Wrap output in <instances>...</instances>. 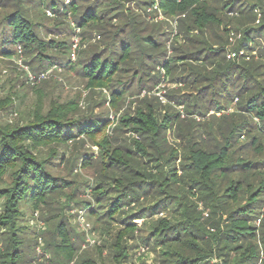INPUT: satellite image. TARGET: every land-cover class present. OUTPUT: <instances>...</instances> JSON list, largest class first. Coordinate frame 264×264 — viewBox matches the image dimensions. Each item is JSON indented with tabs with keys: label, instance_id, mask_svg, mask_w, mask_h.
Here are the masks:
<instances>
[{
	"label": "trees",
	"instance_id": "obj_1",
	"mask_svg": "<svg viewBox=\"0 0 264 264\" xmlns=\"http://www.w3.org/2000/svg\"><path fill=\"white\" fill-rule=\"evenodd\" d=\"M150 6L179 18L174 38L170 23L147 18ZM0 9L1 54L20 47L38 74L55 64L73 71L88 89L107 88L114 108L127 94L148 93L162 68L183 84L168 96L188 115L146 93L110 137L108 116L77 115L74 101L51 100L44 110L45 94L36 90L34 105L21 111L17 95L0 98V113L20 115L16 122L0 116V264H28L19 224L24 206L49 210L63 195L47 221L72 202L87 209L106 236L108 255L79 254L60 219V242L47 244L62 255L57 264H264V64L229 60L226 48L236 22L243 37L235 50L259 45L264 56L257 40L264 39V0H0ZM51 12L58 22L47 33L70 30L71 19L81 29L76 60L71 41L41 34L34 16ZM93 32L100 40L85 47ZM233 104V112H223ZM87 141L98 149L82 160L97 169L90 200L55 170L57 159L70 163L69 147ZM140 246L155 254L153 262L136 260Z\"/></svg>",
	"mask_w": 264,
	"mask_h": 264
},
{
	"label": "rangeland",
	"instance_id": "obj_2",
	"mask_svg": "<svg viewBox=\"0 0 264 264\" xmlns=\"http://www.w3.org/2000/svg\"><path fill=\"white\" fill-rule=\"evenodd\" d=\"M242 1L247 2V0ZM66 2H69V0H66ZM130 4H132V7L135 10H138L135 1ZM2 11L3 9H0V14ZM146 16L150 21L170 23L172 30L174 31L172 35L173 38L178 33V17H169L165 15L157 6H150L147 10ZM54 17L58 16L54 15L52 12L50 14L48 13V15H39V17L34 16L36 21H40L43 24L44 28L41 30L43 36H46L47 38L66 39L74 44L70 55L73 60H76L78 58V50L84 48V37L81 29L76 27L75 23H73L69 16L68 18L71 19V21L68 20L69 22L66 23L70 25V30L63 32L49 31L47 33L46 30H51V28L55 27V24L58 22ZM62 17L64 18V16ZM259 18H261V14L258 12V19L255 21L256 23L260 22ZM235 23L229 24L230 31L227 33L228 43L226 45L227 59L233 60L240 58L247 61L255 60L264 64V56L260 53L261 47L259 45H252L249 49L235 50L234 46L243 37V34L240 31L234 29V26L236 25ZM89 38L91 39L90 41L88 39L85 47L92 43L96 44L100 40L99 36L96 37L95 32L89 34ZM257 40L262 41V47H264V39L258 37ZM14 50L15 52L10 56L0 53V98L8 96L9 93L14 94L15 96L17 95L15 102L21 111L29 109L34 105L38 96L36 90H38L39 93L45 94L44 110L49 108V102L51 100H59V102L64 103L74 101L75 106L78 107L76 109V114H80V116L84 114L88 115L90 113L97 116L101 113L105 114L108 116L111 123L107 129V134L110 137H114L117 134L115 129L118 127L120 116L125 113L130 106L133 107L130 111L134 112V109L137 107V99L141 97L143 98L147 93V91H143L140 95L127 94L124 101L122 100L116 108H114L113 105L110 104V93L107 88L88 89L85 79L81 78L79 74L73 71L67 70L64 67L62 68L60 65L55 64L48 66L46 71L49 72V75L46 78H32V74L35 75L38 73L34 71L33 67L28 65L27 61L29 58L23 53L20 47L14 48ZM231 51L237 52L236 57L230 58L228 56ZM158 70H160L161 73V80L147 94L157 97L158 102L162 105L171 103L179 112H181L182 117L186 118L188 115L185 112L184 105L178 104L174 100H170V97L168 96L170 92L180 89L183 84H178L169 80L162 68H159ZM260 71L264 72V65L260 68ZM262 76L264 77V73ZM235 103L236 101H234V104ZM234 104L223 112L227 114L233 112L235 110ZM223 112H216V114L221 116ZM214 113L215 110H211L207 115V118ZM0 116L3 122H16L20 117L16 112H11L9 109L2 110ZM203 119V117H196L197 121ZM123 135L127 137L130 135V132L126 131ZM241 140L244 142L247 141L244 136ZM170 141L172 144H177L179 139L171 136ZM85 152L88 154L94 153L95 156H97L98 149L90 141H87L85 145H79L78 148L71 146L68 149V153L64 154L65 159H67V157L70 158V163L67 164L65 160L57 159L56 161L58 163H56L55 170L58 175L73 180L76 184L80 185L79 193L77 194L78 197L90 200L92 199V188L90 186L95 180L97 169L94 167L86 168L82 165ZM65 198L66 195H63L60 198L58 197V201L56 199V202L54 201L49 210L33 209L28 205L24 206L23 216L21 217L19 224L23 226L25 230L22 237L25 241L26 253L28 254V264H57L56 258L62 259L61 254H58L56 257L53 254V245L51 248H47V244L51 241L53 243L60 242V237L57 233H54L60 219H64L67 223L71 239L77 246L79 254L84 255L85 252H89L92 256L96 257L100 253L99 251L103 250L101 252L102 256L108 255V249L103 247L106 236L101 233L100 228L95 223L94 218L90 216L87 209L72 202L60 212L61 214L57 218L47 221L49 214L59 211V203L62 204ZM1 206L2 202L0 201V210ZM205 212H208V214H205ZM204 217L206 219L209 217L208 210L204 211ZM257 221L260 223V220ZM140 222H142V220ZM135 249L136 256L134 257L136 260H139L138 258L140 257H145L148 262H153L155 254L152 251L147 250L144 246ZM74 262L75 261H72L69 264H74ZM213 262H217V260H214Z\"/></svg>",
	"mask_w": 264,
	"mask_h": 264
},
{
	"label": "built area",
	"instance_id": "obj_3",
	"mask_svg": "<svg viewBox=\"0 0 264 264\" xmlns=\"http://www.w3.org/2000/svg\"><path fill=\"white\" fill-rule=\"evenodd\" d=\"M243 53V52H242ZM236 55H237V52L236 51H231V52H229V54H228V56L230 57V58H232V57H236ZM73 56H74V54H73ZM49 75V72L48 71H43V72H41V73H39V74H32L31 76H32V78H34V79H42V78H46L47 76ZM205 214H208V212H205Z\"/></svg>",
	"mask_w": 264,
	"mask_h": 264
}]
</instances>
